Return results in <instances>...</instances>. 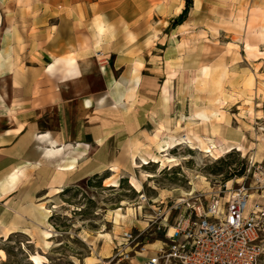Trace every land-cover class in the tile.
<instances>
[{"label":"rangeland","instance_id":"374dc122","mask_svg":"<svg viewBox=\"0 0 264 264\" xmlns=\"http://www.w3.org/2000/svg\"><path fill=\"white\" fill-rule=\"evenodd\" d=\"M78 2L111 20V61L126 70L105 104L116 140L96 154L113 173L88 155L78 161L76 150L64 161L43 157L29 136L23 156L38 162L1 198L0 222L16 229L0 241V264H107L125 232L149 248L166 243L188 203H224L239 189L264 203V0H0V80L30 45V64H47L46 22L77 19ZM132 69L140 80L127 85ZM33 125L45 129L49 115ZM167 144L175 162L158 150ZM62 163L75 166L72 177Z\"/></svg>","mask_w":264,"mask_h":264},{"label":"crops","instance_id":"0c3cea01","mask_svg":"<svg viewBox=\"0 0 264 264\" xmlns=\"http://www.w3.org/2000/svg\"><path fill=\"white\" fill-rule=\"evenodd\" d=\"M75 5L77 8L72 9L77 19L46 22L47 43L43 46L45 57L50 61L44 65L37 58L36 64L32 66L30 58L33 51L30 45V51L27 49L23 53L20 50L16 52L19 62H16L15 57L11 78L0 80V201L4 196L15 193L20 177L23 176L22 169L38 162L33 161L34 158L28 160L23 156L22 144L29 136L35 140L36 153L43 157L64 161L65 154L76 150L78 154H83L78 161L83 162L88 155L98 170L106 166L105 169L113 173L110 169L112 164L108 166V163H101L96 154L110 153L108 142L113 138L116 140L117 132L112 129L114 124L111 125L112 120L107 115L111 111L105 104L114 99L113 92L117 90L126 70L117 73L119 66L111 61L110 45L114 40L110 30L111 20H104L103 13L97 17L98 12L90 11L94 9L89 4L78 2ZM96 17L98 20H95ZM18 36L23 40L22 31L19 35L16 33L13 39ZM39 50L43 48L40 47ZM98 53L106 56L104 63H100L96 57ZM121 67L122 65L119 69ZM32 70L34 77H31ZM130 72L132 79L129 75L127 85L140 80L137 73L139 70L132 69ZM112 102L116 104L115 100ZM45 113L49 115L50 125L33 132V122L38 121ZM126 133L128 137H133V131ZM130 143L133 144V140ZM64 164L67 166L59 168L61 175L69 172L67 177H72L75 166L69 163L60 165ZM76 169L78 171L81 168L77 165ZM137 182L141 185L138 180ZM57 188L54 187V191ZM15 229L0 222V241L13 234ZM1 252L3 251L0 250Z\"/></svg>","mask_w":264,"mask_h":264},{"label":"built area","instance_id":"2783aa9c","mask_svg":"<svg viewBox=\"0 0 264 264\" xmlns=\"http://www.w3.org/2000/svg\"><path fill=\"white\" fill-rule=\"evenodd\" d=\"M138 238L125 232L107 264H131L137 255L141 264H260L264 203H251L244 189L224 203L219 198L205 205L188 203L159 248L141 245Z\"/></svg>","mask_w":264,"mask_h":264},{"label":"bare ground","instance_id":"6f19581e","mask_svg":"<svg viewBox=\"0 0 264 264\" xmlns=\"http://www.w3.org/2000/svg\"><path fill=\"white\" fill-rule=\"evenodd\" d=\"M101 22V21H100ZM102 25V24H101ZM104 29V28H103ZM102 30V29H101ZM102 32V31H101ZM167 146H168V144H167ZM173 146H168L166 149H163V148H161L160 149V147H158V150H160V153H163L164 154V156L166 157V161L168 162V163H172V162H175V159H174V157H172V156H169L168 154H167V151L169 150V149H171ZM231 148V147H230ZM54 149V148H53ZM163 149V150H162ZM203 149V148H202ZM213 149L214 150H217L218 148L217 147H213ZM235 148H231V150H234ZM204 150L207 152V153H212V151L210 150V147H206V148H204ZM214 155H216L217 157H216V159H218L219 158V155H218V153H213ZM154 159H156V158H154ZM148 160L151 162V159H147V158H142L141 159V163H142V166H144V165H149V163L150 162H148ZM157 162H160V161H158L157 160ZM163 164L164 163H162V165L161 166H163ZM17 171V170H16ZM20 172V171H19ZM18 172V173H19ZM17 173V172H16ZM21 174V173H20ZM20 174H19V176H20ZM17 175V174H16ZM22 175H23V173H22ZM18 177V176H17ZM11 178V177H10ZM19 178V177H18ZM13 181V180H12ZM16 181V180H15ZM131 181L132 182H134V184H133V188L135 189V191L136 192H138V193H141L142 192V187H141V185L137 182V179L135 178V177H133V178H131ZM17 182V181H16ZM261 182V181H260ZM12 183V182H11ZM10 183V185H12ZM9 185V186H10ZM8 186V187H9ZM12 187V186H11ZM113 187H115V186H113ZM7 188V187H6ZM3 189H5V188H3ZM2 189V190H3ZM131 210V209H130ZM119 211H121V210H119ZM120 218H122L123 216L121 215V214H119L118 215ZM173 233V228H170L169 229V234L171 235Z\"/></svg>","mask_w":264,"mask_h":264},{"label":"trees","instance_id":"16d2710c","mask_svg":"<svg viewBox=\"0 0 264 264\" xmlns=\"http://www.w3.org/2000/svg\"><path fill=\"white\" fill-rule=\"evenodd\" d=\"M187 11V10H184V12Z\"/></svg>","mask_w":264,"mask_h":264}]
</instances>
